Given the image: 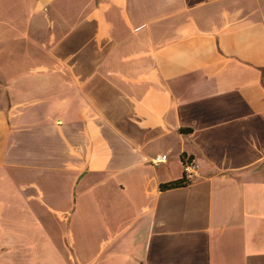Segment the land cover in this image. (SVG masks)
I'll return each instance as SVG.
<instances>
[{
    "label": "crops",
    "instance_id": "0c3cea01",
    "mask_svg": "<svg viewBox=\"0 0 264 264\" xmlns=\"http://www.w3.org/2000/svg\"><path fill=\"white\" fill-rule=\"evenodd\" d=\"M0 264H264V0H0Z\"/></svg>",
    "mask_w": 264,
    "mask_h": 264
},
{
    "label": "built area",
    "instance_id": "2783aa9c",
    "mask_svg": "<svg viewBox=\"0 0 264 264\" xmlns=\"http://www.w3.org/2000/svg\"><path fill=\"white\" fill-rule=\"evenodd\" d=\"M167 159H168L167 154H158L153 157L152 163L155 165H160L166 162ZM183 164H184V178L186 180V183L189 184L198 173L199 164L194 158L190 156H185Z\"/></svg>",
    "mask_w": 264,
    "mask_h": 264
},
{
    "label": "trees",
    "instance_id": "16d2710c",
    "mask_svg": "<svg viewBox=\"0 0 264 264\" xmlns=\"http://www.w3.org/2000/svg\"><path fill=\"white\" fill-rule=\"evenodd\" d=\"M185 158V155H183V160ZM187 185L186 180L184 176L180 179L169 181L166 183L161 184V189H170V188H176V187H182Z\"/></svg>",
    "mask_w": 264,
    "mask_h": 264
}]
</instances>
